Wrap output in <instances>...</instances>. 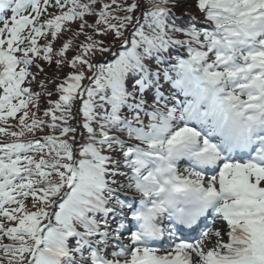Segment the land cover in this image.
<instances>
[{"label":"snow or ice","instance_id":"snow-or-ice-1","mask_svg":"<svg viewBox=\"0 0 264 264\" xmlns=\"http://www.w3.org/2000/svg\"><path fill=\"white\" fill-rule=\"evenodd\" d=\"M0 264H264V0H0Z\"/></svg>","mask_w":264,"mask_h":264}]
</instances>
